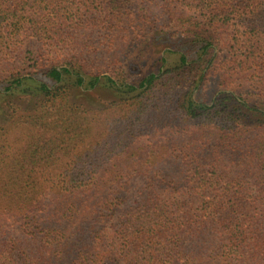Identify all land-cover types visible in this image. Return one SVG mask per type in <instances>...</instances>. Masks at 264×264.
Instances as JSON below:
<instances>
[{
  "label": "trees",
  "instance_id": "1",
  "mask_svg": "<svg viewBox=\"0 0 264 264\" xmlns=\"http://www.w3.org/2000/svg\"><path fill=\"white\" fill-rule=\"evenodd\" d=\"M0 87V264H264V0H0Z\"/></svg>",
  "mask_w": 264,
  "mask_h": 264
},
{
  "label": "rangeland",
  "instance_id": "2",
  "mask_svg": "<svg viewBox=\"0 0 264 264\" xmlns=\"http://www.w3.org/2000/svg\"><path fill=\"white\" fill-rule=\"evenodd\" d=\"M214 49L212 53H208V56L214 55L217 51ZM198 45L196 43L184 39L178 34L173 32H164V33H155L149 36L146 40V43L143 47H140L136 50H131L128 54V62L125 63V74L129 77L128 84L136 85L138 81L147 74V71L151 73H157L158 70L161 72L165 69H171L179 63V56H184L187 62H192L198 59L203 60L204 56H201L199 52ZM209 52V51H207ZM160 57L164 59L163 62H159ZM98 58V57H96ZM95 59V58H94ZM93 61V60H92ZM150 61V62H149ZM151 64L153 68L147 69L145 66ZM153 69V70H152ZM38 75L33 78L38 82H42L46 85H51L50 80L44 75L47 74L45 70L36 73ZM106 74V73H101ZM1 88V87H0ZM91 92V91H88ZM228 92V91H227ZM217 95V89L214 83L209 84L207 89L203 94L194 93L193 100L200 102L201 100L204 103H209L214 96ZM0 94V120L5 121L7 118L8 111L3 107V98ZM105 94L102 98H105ZM27 98V97H25ZM105 99H110V96L107 95ZM27 99H16V102L21 106ZM72 101L76 103H83L90 107H99L100 104L92 103L94 100H86L81 96H73ZM27 103V102H25ZM3 110V111H2Z\"/></svg>",
  "mask_w": 264,
  "mask_h": 264
}]
</instances>
